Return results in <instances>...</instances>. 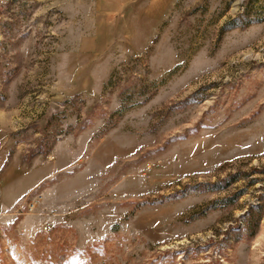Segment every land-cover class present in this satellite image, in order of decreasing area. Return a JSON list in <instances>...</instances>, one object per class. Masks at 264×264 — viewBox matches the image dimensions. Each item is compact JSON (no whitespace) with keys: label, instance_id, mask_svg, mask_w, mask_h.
I'll return each instance as SVG.
<instances>
[{"label":"rangeland","instance_id":"374dc122","mask_svg":"<svg viewBox=\"0 0 264 264\" xmlns=\"http://www.w3.org/2000/svg\"><path fill=\"white\" fill-rule=\"evenodd\" d=\"M0 111L55 164L0 264H264V0H13Z\"/></svg>","mask_w":264,"mask_h":264},{"label":"crops","instance_id":"0c3cea01","mask_svg":"<svg viewBox=\"0 0 264 264\" xmlns=\"http://www.w3.org/2000/svg\"><path fill=\"white\" fill-rule=\"evenodd\" d=\"M80 44L85 56L100 54L98 35L84 36ZM13 129L8 114L0 111V216L14 213L29 192L53 175L55 167L39 157L25 159L27 150L10 137Z\"/></svg>","mask_w":264,"mask_h":264},{"label":"water","instance_id":"95a60500","mask_svg":"<svg viewBox=\"0 0 264 264\" xmlns=\"http://www.w3.org/2000/svg\"><path fill=\"white\" fill-rule=\"evenodd\" d=\"M62 107L57 103L50 104V112L52 114L59 113L61 111Z\"/></svg>","mask_w":264,"mask_h":264},{"label":"built area","instance_id":"2783aa9c","mask_svg":"<svg viewBox=\"0 0 264 264\" xmlns=\"http://www.w3.org/2000/svg\"><path fill=\"white\" fill-rule=\"evenodd\" d=\"M6 8V0H0V11Z\"/></svg>","mask_w":264,"mask_h":264},{"label":"bare ground","instance_id":"6f19581e","mask_svg":"<svg viewBox=\"0 0 264 264\" xmlns=\"http://www.w3.org/2000/svg\"><path fill=\"white\" fill-rule=\"evenodd\" d=\"M13 0H6V5L12 2Z\"/></svg>","mask_w":264,"mask_h":264},{"label":"trees","instance_id":"16d2710c","mask_svg":"<svg viewBox=\"0 0 264 264\" xmlns=\"http://www.w3.org/2000/svg\"><path fill=\"white\" fill-rule=\"evenodd\" d=\"M219 188H220V187H216V186H215V188H214V186H213V190H214V189L217 190V189H219Z\"/></svg>","mask_w":264,"mask_h":264}]
</instances>
